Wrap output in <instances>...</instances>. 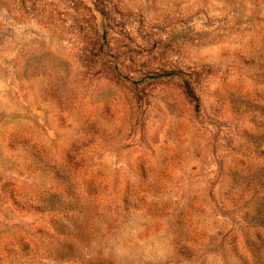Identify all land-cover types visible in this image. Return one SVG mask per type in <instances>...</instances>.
I'll use <instances>...</instances> for the list:
<instances>
[{"label": "rangeland", "instance_id": "1", "mask_svg": "<svg viewBox=\"0 0 264 264\" xmlns=\"http://www.w3.org/2000/svg\"><path fill=\"white\" fill-rule=\"evenodd\" d=\"M0 264H264V0H0Z\"/></svg>", "mask_w": 264, "mask_h": 264}]
</instances>
